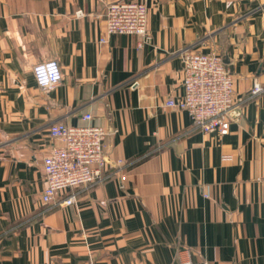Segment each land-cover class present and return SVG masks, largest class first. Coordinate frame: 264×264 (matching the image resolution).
<instances>
[{"label": "crops", "instance_id": "obj_1", "mask_svg": "<svg viewBox=\"0 0 264 264\" xmlns=\"http://www.w3.org/2000/svg\"><path fill=\"white\" fill-rule=\"evenodd\" d=\"M143 2L151 41L105 35L108 4ZM217 53L234 76L224 137L165 105L183 93L182 53ZM56 60L40 88L33 67ZM264 0H0V264H264ZM110 131L112 169L74 206L42 200L49 129ZM183 256V254H182Z\"/></svg>", "mask_w": 264, "mask_h": 264}, {"label": "built area", "instance_id": "obj_2", "mask_svg": "<svg viewBox=\"0 0 264 264\" xmlns=\"http://www.w3.org/2000/svg\"><path fill=\"white\" fill-rule=\"evenodd\" d=\"M148 14V7L143 2L119 1L108 4L104 14L105 35L101 43H106L111 35L117 34L135 35L141 38V45L148 44L151 41ZM182 61L183 93L178 98H169L165 105L186 111L194 130L226 136L236 105L233 74L223 57L214 52L185 50ZM53 65L55 72L50 71ZM33 74L37 85L44 90L54 89L63 77L61 65L56 60L36 64ZM263 91L261 85L255 84L251 97ZM93 118L91 113H85L82 116L83 121L87 122L85 125L72 126L59 122L49 129L51 138L58 144H51L43 158L45 188L41 200L50 209L76 205V194L68 195V191L97 185L107 178L104 171L109 168L112 169V175L120 178L123 188L129 163L107 159L104 143L110 131L92 124ZM179 257L180 264H193L190 249L182 250Z\"/></svg>", "mask_w": 264, "mask_h": 264}, {"label": "clouds", "instance_id": "obj_3", "mask_svg": "<svg viewBox=\"0 0 264 264\" xmlns=\"http://www.w3.org/2000/svg\"><path fill=\"white\" fill-rule=\"evenodd\" d=\"M41 72L43 71V69L40 70ZM50 71L55 72V66H50ZM42 83H45L46 81H41Z\"/></svg>", "mask_w": 264, "mask_h": 264}, {"label": "water", "instance_id": "obj_4", "mask_svg": "<svg viewBox=\"0 0 264 264\" xmlns=\"http://www.w3.org/2000/svg\"><path fill=\"white\" fill-rule=\"evenodd\" d=\"M224 62H225V60H224Z\"/></svg>", "mask_w": 264, "mask_h": 264}]
</instances>
